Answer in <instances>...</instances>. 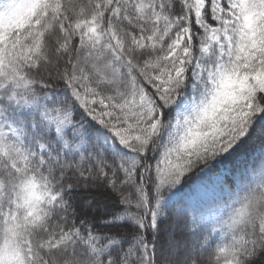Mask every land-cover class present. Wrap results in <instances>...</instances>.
Segmentation results:
<instances>
[{"label": "snow or ice", "instance_id": "1", "mask_svg": "<svg viewBox=\"0 0 264 264\" xmlns=\"http://www.w3.org/2000/svg\"><path fill=\"white\" fill-rule=\"evenodd\" d=\"M258 130L264 0H0V264H264Z\"/></svg>", "mask_w": 264, "mask_h": 264}, {"label": "trees", "instance_id": "2", "mask_svg": "<svg viewBox=\"0 0 264 264\" xmlns=\"http://www.w3.org/2000/svg\"><path fill=\"white\" fill-rule=\"evenodd\" d=\"M261 139H264V137L260 136L259 130L257 131L256 135L253 138L254 143L258 146L259 143L261 142ZM183 194L188 200V202L192 204H196L202 196V193L196 188V187H189L185 188L183 190Z\"/></svg>", "mask_w": 264, "mask_h": 264}]
</instances>
